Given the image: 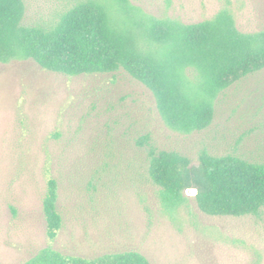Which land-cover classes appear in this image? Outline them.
<instances>
[{
    "label": "rangeland",
    "instance_id": "1",
    "mask_svg": "<svg viewBox=\"0 0 264 264\" xmlns=\"http://www.w3.org/2000/svg\"><path fill=\"white\" fill-rule=\"evenodd\" d=\"M76 0H23L25 25H51ZM145 12L185 23L227 7L244 32L264 29V0H131ZM148 134L159 149L199 165V152L264 160V69L218 97L209 127L173 130L151 91L125 71L67 76L33 59L0 63V264H19L51 246L93 258L137 250L151 264H264V212L211 216L186 190L165 210L148 175ZM59 184L63 226L46 233L43 199ZM195 190V191H193Z\"/></svg>",
    "mask_w": 264,
    "mask_h": 264
},
{
    "label": "trees",
    "instance_id": "2",
    "mask_svg": "<svg viewBox=\"0 0 264 264\" xmlns=\"http://www.w3.org/2000/svg\"><path fill=\"white\" fill-rule=\"evenodd\" d=\"M170 3V0H167ZM23 0H0V63L33 59L67 76L125 71L145 85L167 126L191 133L214 119L219 95L264 69V29L241 31L227 7L212 18L185 23L145 12L131 0H76L51 25H25ZM148 175L162 207L173 212L188 202L211 216H259L264 212V160L233 152H199L194 166L186 154L159 149L150 136ZM59 184L50 177L43 199L46 233L56 239L63 226ZM19 264H151L137 250L88 258L47 246Z\"/></svg>",
    "mask_w": 264,
    "mask_h": 264
},
{
    "label": "water",
    "instance_id": "3",
    "mask_svg": "<svg viewBox=\"0 0 264 264\" xmlns=\"http://www.w3.org/2000/svg\"><path fill=\"white\" fill-rule=\"evenodd\" d=\"M193 191H195V190H193Z\"/></svg>",
    "mask_w": 264,
    "mask_h": 264
}]
</instances>
